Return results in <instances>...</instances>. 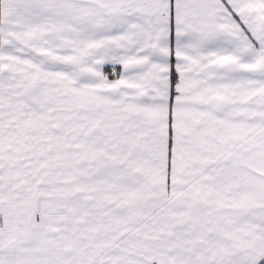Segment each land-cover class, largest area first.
Returning <instances> with one entry per match:
<instances>
[{
	"label": "snow or ice",
	"instance_id": "6c2138e0",
	"mask_svg": "<svg viewBox=\"0 0 264 264\" xmlns=\"http://www.w3.org/2000/svg\"><path fill=\"white\" fill-rule=\"evenodd\" d=\"M0 264H264V0H0Z\"/></svg>",
	"mask_w": 264,
	"mask_h": 264
}]
</instances>
